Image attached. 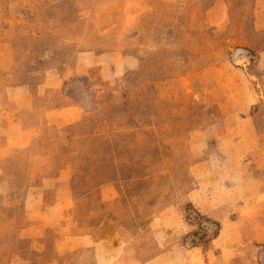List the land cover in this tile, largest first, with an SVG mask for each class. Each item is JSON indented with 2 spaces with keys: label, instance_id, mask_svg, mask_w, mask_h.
Listing matches in <instances>:
<instances>
[{
  "label": "rangeland",
  "instance_id": "374dc122",
  "mask_svg": "<svg viewBox=\"0 0 264 264\" xmlns=\"http://www.w3.org/2000/svg\"><path fill=\"white\" fill-rule=\"evenodd\" d=\"M0 264H264V0H0Z\"/></svg>",
  "mask_w": 264,
  "mask_h": 264
}]
</instances>
